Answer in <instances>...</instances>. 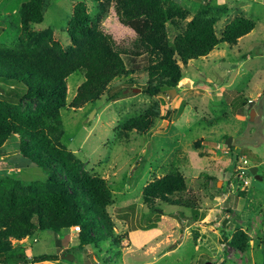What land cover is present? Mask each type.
Wrapping results in <instances>:
<instances>
[{
  "label": "rangeland",
  "instance_id": "rangeland-1",
  "mask_svg": "<svg viewBox=\"0 0 264 264\" xmlns=\"http://www.w3.org/2000/svg\"><path fill=\"white\" fill-rule=\"evenodd\" d=\"M23 1L9 0L7 6ZM45 1L43 22L31 30L68 49L67 22L72 3L78 0ZM169 1L190 12L185 23L201 4L228 6L229 13L216 24L218 37L236 17L253 20L256 25L235 46L220 44L205 58L183 67L184 78L173 97L167 93L149 97L141 90L147 84L149 57L131 54L136 35L119 23L113 7L109 9L101 29L122 52L130 71L126 81L133 83L130 87L124 80L115 81L99 101L72 108L70 103L84 76L76 72L68 77L60 143L83 164L84 172L106 181L112 195V204L106 208L112 230L97 245L84 249L78 248L76 227L59 234L36 231L13 241V247H24L30 259L50 255L58 260H30L28 264H264V0ZM167 30L172 41L178 30L170 24ZM6 89L3 86L2 97ZM121 89L126 94L110 100ZM238 94L253 101L241 114L232 112ZM36 105L35 100L24 103L32 109ZM151 110L159 116L148 133L123 130L128 120ZM166 111L170 121L164 119ZM18 142V135H13L5 143L0 178L19 180L23 186L45 182V172L13 149ZM238 158L256 167L259 179L243 175L245 185L233 170ZM174 165L187 186L176 197L188 209L159 203L155 205L158 218L151 214L143 191ZM167 224L170 230L142 245L144 233ZM239 230L248 238L246 251L230 245ZM67 255H73V260L63 258Z\"/></svg>",
  "mask_w": 264,
  "mask_h": 264
},
{
  "label": "trees",
  "instance_id": "trees-1",
  "mask_svg": "<svg viewBox=\"0 0 264 264\" xmlns=\"http://www.w3.org/2000/svg\"><path fill=\"white\" fill-rule=\"evenodd\" d=\"M8 1L0 0V93L3 86L7 87L5 96L0 94V157L9 137L18 135L19 142L13 149L41 168L47 179L23 186L19 180L0 178V262L56 261L58 257L50 255L30 259L24 247L14 248L12 242L36 231L59 234L79 227L78 248L84 249L97 245L112 230L106 212L112 195L106 181L84 172L83 164L60 143L68 77L76 72L84 76L70 103L72 108L99 101L115 81L124 80L130 87L133 83L126 81L130 71L125 67L122 52L101 29L109 9L113 7L119 23L136 35L131 54L149 57L147 84L141 89L149 97L177 89L184 78L183 67L190 61L205 58L220 44L235 46L256 24L236 17L218 37L216 24L229 13L224 4H201L185 23L190 12L174 1L78 0L72 3L66 28L71 46L65 49L49 36L31 30L43 22L45 0H24L11 7L7 6ZM169 24L178 30L172 41L168 37ZM122 94H126L123 89L118 90L110 100H117ZM33 100L37 102L34 109L24 107L26 101ZM248 102L238 94L232 112L246 107ZM158 116L151 110L128 120L122 128L127 133L146 134ZM169 118L170 112L166 111L164 119L170 121ZM186 188L185 177L174 165L167 175L144 188L143 199L151 214L159 218L155 210L159 203L188 209L176 197ZM171 228L167 224L160 230L144 233L142 245ZM230 245L246 251L248 238L239 230Z\"/></svg>",
  "mask_w": 264,
  "mask_h": 264
},
{
  "label": "built area",
  "instance_id": "built-area-1",
  "mask_svg": "<svg viewBox=\"0 0 264 264\" xmlns=\"http://www.w3.org/2000/svg\"><path fill=\"white\" fill-rule=\"evenodd\" d=\"M234 173L237 177L241 179V181L245 182V185H247V181L243 180L244 178H241L243 175H248L249 174V166L248 162L246 159L242 158L240 161L237 163V166L234 168ZM77 231H80L79 227L75 228ZM0 264H6L3 262H0Z\"/></svg>",
  "mask_w": 264,
  "mask_h": 264
},
{
  "label": "water",
  "instance_id": "water-1",
  "mask_svg": "<svg viewBox=\"0 0 264 264\" xmlns=\"http://www.w3.org/2000/svg\"><path fill=\"white\" fill-rule=\"evenodd\" d=\"M184 86H185V85H184ZM134 91H139V90L136 89V90H134ZM176 93H177V89H171V90H168V91H167V94L169 95V97H173V95L176 94ZM251 115H254V112H252ZM251 117H252V116H250V118H251ZM231 141H232L231 138L227 140V143H226L227 147H230L229 145H230V142H231ZM250 173H251V175L254 176L256 179H259V176L257 175V168H256V167H252V168L250 169ZM63 258L66 259V260H68V261H72L74 257H73V255H67V256H63Z\"/></svg>",
  "mask_w": 264,
  "mask_h": 264
},
{
  "label": "crops",
  "instance_id": "crops-1",
  "mask_svg": "<svg viewBox=\"0 0 264 264\" xmlns=\"http://www.w3.org/2000/svg\"><path fill=\"white\" fill-rule=\"evenodd\" d=\"M250 101V100H249ZM253 104V101H251V103L250 104H248L246 107H243V108H240V109H238L236 112L238 113V114H241V113H243L244 112V110H246L248 107L249 108H251V105ZM221 146H223V144L222 145H220V147ZM239 159V158H238ZM250 168H251V166H250ZM29 258V257H28ZM31 258V257H30Z\"/></svg>",
  "mask_w": 264,
  "mask_h": 264
},
{
  "label": "clouds",
  "instance_id": "clouds-1",
  "mask_svg": "<svg viewBox=\"0 0 264 264\" xmlns=\"http://www.w3.org/2000/svg\"><path fill=\"white\" fill-rule=\"evenodd\" d=\"M250 103H251V101L248 102V104H250ZM240 159H242V158H240ZM240 159H237V160H236V164L240 161ZM238 160H239V161H238ZM251 168H252V167H251ZM233 170H234V169H233ZM250 174H251V173H250Z\"/></svg>",
  "mask_w": 264,
  "mask_h": 264
},
{
  "label": "flooded vegetation",
  "instance_id": "flooded-vegetation-1",
  "mask_svg": "<svg viewBox=\"0 0 264 264\" xmlns=\"http://www.w3.org/2000/svg\"><path fill=\"white\" fill-rule=\"evenodd\" d=\"M247 162H248V161H247ZM248 166H249V174H250V169H251V168H250V165H249V164H248Z\"/></svg>",
  "mask_w": 264,
  "mask_h": 264
}]
</instances>
